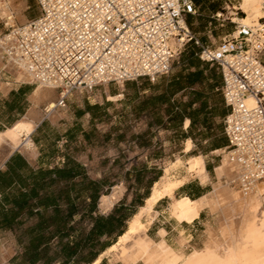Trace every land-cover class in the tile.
<instances>
[{
	"label": "built area",
	"instance_id": "built-area-1",
	"mask_svg": "<svg viewBox=\"0 0 264 264\" xmlns=\"http://www.w3.org/2000/svg\"><path fill=\"white\" fill-rule=\"evenodd\" d=\"M36 2L38 15L10 27L9 33L36 82L57 83L53 109L65 107L75 90L141 78L154 81L170 73L181 48L193 44L200 60L221 76L228 109L225 147L242 165L245 180L264 181V42L250 39V27L236 23L239 35L215 44L187 22L197 13L194 0ZM223 15L218 11L212 18ZM53 109L45 107V114Z\"/></svg>",
	"mask_w": 264,
	"mask_h": 264
},
{
	"label": "rangeland",
	"instance_id": "rangeland-1",
	"mask_svg": "<svg viewBox=\"0 0 264 264\" xmlns=\"http://www.w3.org/2000/svg\"><path fill=\"white\" fill-rule=\"evenodd\" d=\"M25 2L28 5V8L24 11V14L27 15L26 17L28 19L36 17L39 13L36 0H25ZM194 2L197 6V13L190 15L187 22L188 24L192 23L191 27L204 41L211 40L215 42V44H218L223 38H232L229 35L236 30V23L233 22V17L236 16L235 13L239 16L243 15V12L238 9V7H240V0H194ZM218 11L223 12L224 15L220 19L212 18V15ZM261 21L264 22V17ZM18 24H22L20 20H18ZM1 26L4 28L5 34L3 36H5L9 33L10 27L6 26L4 21H2ZM194 51H197V49L195 48L193 50L187 47L181 48L176 56L170 73L158 76L154 81L148 78H141L137 81L132 80L125 82L124 88H121L117 82H111L101 84L93 91L83 90L81 93H78V91L73 92L74 94H78V98H74L75 96L72 97L74 102L72 103L73 106L71 107V111H74L78 104L85 106L87 103H95L96 100L103 102L102 106L106 107L107 110L99 109V112L97 111L95 115V119H90V122L86 123V128L89 132V141L85 140L83 136H80V139L73 144L71 143L69 148H65L62 142L58 143L55 163L62 158L63 153L69 152L87 166L89 175L92 178H104L107 183H122L124 191L121 197L115 202L114 206H132L130 210L137 212L139 208L145 204L147 197L151 194L153 184L155 183L154 181L151 184V181L155 178H157V180L160 179L170 161L180 155L186 156V158L197 156L202 161L203 170L208 176L206 180H204L202 174H196L191 178L190 180L196 179L192 188L193 191H196V186L199 182L201 183V181H203L202 183L205 184L211 181V190L205 195L214 201L221 200V204L223 205L217 206L215 209H213L211 205H207L202 210L199 218L192 224L183 223L182 225H178L172 217V211H174L176 207L175 200L170 197H164L153 206L152 216L147 231L159 214L156 206L163 214L161 219L169 222V230L165 226H162L158 229L156 234L157 226L154 225L149 233L146 231V234H131L132 236L130 235L121 243H118L120 238L118 236L119 238L117 237L114 244L112 243L110 247L103 251L105 254L102 261L106 258L104 260L105 264H109L110 261L119 262V257L125 249L135 243L144 242L148 237L159 240L161 237V230L164 231L167 241L174 245V247H177L178 241L183 238L187 244L184 250L185 254L188 255L197 251L196 253L200 255L203 250L205 253V249L207 248L206 242L211 237L210 233L213 231V233L219 235L222 219L225 216H228L227 218L231 217L235 209L234 207H236L235 202L230 197L235 189V185L230 183L229 186H227L228 184L225 180H218L216 173V168L221 164L223 152L220 148L212 152L213 145L227 143L223 133L224 116L221 115V110L224 101L220 87L216 88L212 96H210L207 84H196L194 86V88L204 89L206 91L202 101L206 102L210 108H214L210 130H207L203 126L193 130L189 127L185 128L183 122L181 124L177 120H172V117L167 114L166 105H163L159 114L157 113L158 111L153 109L154 103H156L154 97L167 89L168 86L172 84L173 79L178 77L184 78L189 71L195 70L194 66L190 68L191 64L198 63L201 67L205 66V63L200 60L198 55L194 54L193 58L190 57V54L194 53ZM261 57L264 62V50ZM211 71L218 76L221 82V76L216 67L209 65L205 70V74L209 75ZM190 90L191 88L187 87L177 92L174 96V100L179 102L189 100ZM109 93L114 95L125 93L126 98L130 97L131 102L135 101V104H137L138 101H141L144 108L149 109L151 112L154 111L155 115H150L148 118V122L152 128L148 131H141L138 116L135 114L128 116L124 113L121 106L124 97H120L117 101H112L108 99ZM139 95L141 98L137 101V96ZM97 96L100 97L97 99ZM109 97L112 98V95H109ZM68 101L69 103L72 102L71 99H68ZM199 104L200 102L196 106H199ZM46 120L48 124L40 131L36 132L32 138L36 142L35 139L36 136H38L40 144L45 148H49L51 147L53 138L56 136L55 129L61 134L65 131L67 125L65 124V120L60 121L59 124H57L58 119L52 120L46 118ZM144 133L146 134L143 136ZM189 133L194 140L195 146L192 151L187 153L185 152V139ZM138 135H140V137H138ZM153 137L157 140V146L155 149H150L147 145ZM141 146L150 149L148 159L138 160L137 158H131L129 156V151L134 149L137 150ZM37 147L40 149V145L37 144ZM223 148L226 147L224 146L222 149ZM203 153L207 154L209 161H211V167L216 165L214 170L212 168L213 178L210 177L205 168L206 156ZM25 155L27 154L25 153ZM157 156H161L162 161L156 165L152 164L153 158ZM211 158L213 159L211 160ZM137 171L141 173L139 179L136 177L138 174ZM159 174H161V176H158ZM107 189L108 186L104 188V191ZM185 189L190 190L188 186ZM185 189L181 187L177 190L176 196L180 197L182 194H186ZM225 192H228L229 195ZM147 194L148 196L146 197ZM228 197L229 201L227 200ZM99 202L98 208L101 212L107 213L112 209L104 211L100 207ZM133 215L127 218L125 222V231L129 228L130 220Z\"/></svg>",
	"mask_w": 264,
	"mask_h": 264
},
{
	"label": "trees",
	"instance_id": "trees-1",
	"mask_svg": "<svg viewBox=\"0 0 264 264\" xmlns=\"http://www.w3.org/2000/svg\"><path fill=\"white\" fill-rule=\"evenodd\" d=\"M186 47L196 48L193 44ZM194 54L197 55V51L190 57L193 58ZM193 66L195 70L189 71L184 78L173 79L167 89L154 97L156 103L153 109L159 114L163 105H166L167 114L172 120L182 124L188 117L191 119V130L200 126L210 130L214 108L202 101L206 91L194 86L207 84L208 93L212 96L221 82L213 71L209 75L205 74L209 64L205 63L204 67L198 63L191 64L190 68ZM187 87L191 88L189 100H174L177 92ZM199 102V106H196ZM227 111L223 104L221 115L225 116ZM47 124L44 121L36 132ZM55 130L56 136L49 148L43 147L36 136L41 151L39 167L33 166L22 153L15 152L7 162V169L0 170V192L4 205L0 206V228L17 230L19 242L25 247L24 256L33 264L39 261L44 264H91L114 244L117 236L126 232L125 222L136 211L130 210L132 206L121 205L107 215L99 213V198L108 194L115 183H107L104 178H92L87 166L68 152L63 153L62 158L55 163L59 141L66 138L69 148L72 142L78 140L77 133L69 130L60 134ZM83 134L89 139L88 133L84 131ZM187 137H191V134ZM226 145L215 144L212 150L222 149ZM140 175L138 172L137 179ZM154 181L157 178L151 184ZM191 185L194 183L182 188ZM106 186L108 189L104 191ZM9 204L12 206H6Z\"/></svg>",
	"mask_w": 264,
	"mask_h": 264
},
{
	"label": "bare ground",
	"instance_id": "bare-ground-1",
	"mask_svg": "<svg viewBox=\"0 0 264 264\" xmlns=\"http://www.w3.org/2000/svg\"><path fill=\"white\" fill-rule=\"evenodd\" d=\"M27 8L28 5L25 0H0V18L9 27L18 25V20L24 24L28 20L27 15L24 14ZM239 8L243 15L236 14L233 19L235 23L252 29L250 39L259 37L264 42V22L261 21L264 17V0H241ZM238 35L239 31L236 28L231 37L234 38ZM3 58H6L4 66L13 73L16 82L37 81L28 70L10 33L0 37V59ZM36 83L37 87L32 96L35 105L41 99L49 98L57 89V83L39 81ZM119 84L123 86V82H119ZM247 104L249 107L255 105L252 96L247 98ZM55 106V99H49L45 107L49 110ZM59 112H61L59 109H53L49 115L56 116ZM36 121L25 117L0 132V146L7 144L11 151L15 149L25 150L31 157H36L37 150L29 136L36 127ZM188 122L189 120H186V126ZM193 145V141L188 139L185 144V152H190ZM221 150L223 155L221 164L216 168L217 177L220 181L225 180L227 186L230 183L235 185L230 197L235 202L236 207L232 205L235 209L232 208L231 217L225 216L222 219L219 235L209 229L212 233L209 234L211 237L206 242L205 253L203 250L200 255L196 253L197 251L192 254H185L184 250L187 246L185 240L181 238L177 247H174L167 241L164 231L161 230L159 240L148 237L144 242L135 243L125 249L119 257L121 264H264V181L245 180L242 165L232 157V153L227 148ZM196 174H202L204 180L208 176L203 170L202 161L197 156L186 158V156L180 155L170 161L160 179L153 184L151 194L147 197L145 204L131 218L129 228L120 236L118 243L126 240L131 234H146L153 206L164 197L175 200L176 207L172 211V217L178 225L192 224L199 218L207 205H211L213 209L217 206H223L221 200L214 201L205 194L195 199L187 194H182L180 197L176 196L177 190ZM202 182L201 184H203ZM123 191L122 183L113 185L108 194L101 195L100 207L104 211L113 208ZM225 193L228 194V192ZM227 200L229 201V197ZM2 250L4 252V264L10 256V252L6 248H2ZM104 254L105 252L100 254L91 264H100Z\"/></svg>",
	"mask_w": 264,
	"mask_h": 264
},
{
	"label": "crops",
	"instance_id": "crops-1",
	"mask_svg": "<svg viewBox=\"0 0 264 264\" xmlns=\"http://www.w3.org/2000/svg\"><path fill=\"white\" fill-rule=\"evenodd\" d=\"M240 2H241V0H240ZM239 6H240V3H239ZM238 9L240 10L239 7H238ZM236 14L237 13H235V15ZM234 17H233V19H234ZM2 21L3 20L0 18V37H3V35L5 34L4 28L1 26ZM233 32L231 34H233ZM229 36H231V35H229ZM208 42H212V41L209 40ZM213 43H215V42H213ZM5 59L6 58L0 59V132H3L4 130L8 129L12 125H14L17 121H19L25 117H27L29 119L37 120L35 129L29 135L35 144V147L37 150V155H36V157H31L26 151H23L20 149H15V150L11 151V149H9L10 147L7 144H2L0 146V170L4 171L7 169V162L9 160V158L15 152L22 153L33 166L39 167V163H40L39 158L41 156V151L37 147V144L34 141V139L32 138V136L38 130V128L42 125V123L44 121H47L46 118H50L52 120L58 119L57 124H59L60 121L65 120L66 121L65 124L67 126H66L65 131L61 134H65L67 131L70 130L73 133H77L78 139H80V136H83L85 140L89 141V139H86L84 134H83V132L85 131L89 135L88 129L86 128V123H89L90 119L91 120L95 119V115L98 111L97 109L101 108L103 110H107L106 107L102 106L103 102H101L100 100H96L95 103H93V104L87 103L85 106L78 104L77 108L74 109V111H71V107L73 106L72 103L74 102L72 97L75 96L74 98H78V94H74L73 93L74 91H73L67 97V105L63 108H57L61 111V112H59V114L57 113L56 116H53V115L51 116V115H49L50 113L45 114L44 109H45V106H46L48 100L49 99H55V101H57L59 98V91L56 89V91L53 94H51L49 96V98H43L37 103V105H35L33 103L32 96H33L34 90L37 87V83H35V82H16L17 80H16L15 76L13 75V73L11 71H9L4 66ZM124 86H125L124 83H123V86L120 85L121 88H124ZM75 91H78V93H81L83 90H75ZM109 95H112V98H115V97L116 98L112 99L109 97ZM99 97L100 96H97V99ZM120 97H124V100L121 103V106H122L124 113L127 114L128 116H131L134 114L138 116V118L140 120L141 131L144 132V131H148L149 129H151L152 126H150V124L148 122V118L150 115H155V112L154 111L151 112L149 109L144 108V106L142 105V102L138 101V100H140L141 96L140 95L137 96L138 102H137V104H135L136 103L135 101H132V102L130 101V97L126 98L125 93L124 94L120 93L117 95H114L111 93L108 94V99L112 100V101H117V100H119ZM68 99H71L72 102L69 103ZM78 102H79V100H78ZM224 105H225V103H224ZM225 107H226V105H225ZM186 120H189L187 126L185 124ZM190 124H191V119L188 117L185 118V120L183 122V125H185V128H188L190 126ZM188 139H191L194 143V140L192 139V137H187L185 140L187 141ZM77 141H74V142H77ZM59 142H62L64 147L67 148V145H66L67 139L66 138L63 137V140H60ZM74 142H72V144ZM147 146H149L150 149L151 148L155 149L157 146L156 138L155 137L151 138L150 142ZM194 146H195V143L193 145V149H194ZM150 149H147L146 147L141 146L137 150L134 149L132 151H129V156L131 158H137L138 160L148 159ZM217 149H219V148H217ZM214 150L212 152H214ZM25 153L28 156L25 155ZM203 154L206 156L205 168H206L207 172L209 173L210 177L213 178L212 168L214 170L216 165L211 167L210 166L211 161H209L207 154H205V153H203ZM75 158L77 160H79L77 157H75ZM212 159L213 158H211V160ZM79 161H81V160H79ZM161 161H162V157L157 156V157L153 158L152 164L156 165V164L160 163ZM194 181H196V179L188 181L185 185H188L191 183L193 184ZM211 185H212L211 181L208 183H205V184H201L199 182V184L196 186V191H193V189H192L193 185H191V186H189L190 190L185 189L186 194L190 195V197L198 195V194H201L200 196H202L203 194H206L211 190ZM2 200H3V194L0 192V206H4L2 203ZM6 206H12V204H9ZM116 207L117 206H114L107 213H103L99 209V213L107 215V214L111 213ZM156 209L159 211V214H158L156 220L150 226L148 233L150 232V230L153 228L154 225L157 226L156 234H157L158 229L162 226H165L167 229L169 228V222L167 220L161 219V216H163L161 210H159L157 208V206H156ZM157 237H158V235H157ZM2 248H6L9 252L11 251L10 257H8V259L6 260V262L4 264H33V262L30 261V259L28 260V257L24 256L25 247L23 244H21L19 242L17 230L0 228V264H3L4 252H3ZM104 260L102 261L101 264H105ZM36 264H44V262L39 261ZM109 264H121V263L110 261Z\"/></svg>",
	"mask_w": 264,
	"mask_h": 264
}]
</instances>
